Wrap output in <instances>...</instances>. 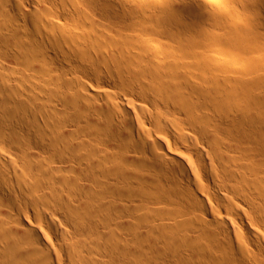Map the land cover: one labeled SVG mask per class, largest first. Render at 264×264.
<instances>
[{
    "label": "bare ground",
    "instance_id": "bare-ground-1",
    "mask_svg": "<svg viewBox=\"0 0 264 264\" xmlns=\"http://www.w3.org/2000/svg\"><path fill=\"white\" fill-rule=\"evenodd\" d=\"M259 167L264 0H0V264H264Z\"/></svg>",
    "mask_w": 264,
    "mask_h": 264
},
{
    "label": "rangeland",
    "instance_id": "rangeland-1",
    "mask_svg": "<svg viewBox=\"0 0 264 264\" xmlns=\"http://www.w3.org/2000/svg\"><path fill=\"white\" fill-rule=\"evenodd\" d=\"M211 9H213V8H211ZM134 21L135 22H137L136 24L138 25L139 24V20H138V18H136V19H134ZM9 146V145H8ZM237 149V150H236ZM228 150H230V149H228ZM233 150V148L229 151V156H228V153H227V159H228V163L227 164H231V167L232 166H234V164L236 165L235 167H237V162H238V165H241V163H245V164H248V163H250V161L254 158L253 156H251V155H253V153H247V154H249V155H245V153H244V151L243 152H241L242 150L241 149H238V148H235V150L234 151H232ZM227 151V150H226ZM250 152V151H249ZM244 153V154H243ZM235 156V157H234ZM243 156V157H242ZM229 157H231L230 158V162H229ZM253 157V158H252ZM253 162H254V159H253ZM252 161H251V163H253ZM214 163H215V165H214V167H216L215 169H213L214 170V172H216V173H213V174H211L210 176L209 175H206L205 176V185H206V187L207 188H210V189H213V190H218V192L220 191V189L222 190V191H220V192H224V193H227L228 195H231V196H235L236 195V198H238L239 200H241V198H239V197H237V194H235L234 195V192L236 193V191L234 190V192H232L233 190L231 189L230 190V188L231 187H229V185L231 186V184L232 183H237V182H230L229 181V179L228 178H226V177H223V175H221V174H223L222 172H223V167L221 168V164H225V163H222V162H219L217 159H216V161H214ZM219 163H221V164H219ZM250 163V164H251ZM245 164H243L245 167H244V169L246 170V168H247V165H245ZM255 164V163H254ZM224 166V165H223ZM242 166V165H241ZM254 166H256V164L254 165ZM240 167V166H239ZM256 167H258V166H256ZM249 168V167H248ZM247 168V169H248ZM261 167H259V170L257 169V171L258 172H260L261 174L260 175H262V173H263V176H264V172H262V170L260 169ZM239 169V168H238ZM244 169H243V172H244ZM262 169H263V167H262ZM216 170V171H215ZM220 170V171H219ZM239 170H241V169H239ZM250 171H251V169H249ZM249 170L248 171H246L248 174H247V176H250L249 178L250 179H255V177H253L254 175L251 173V172H249ZM264 170V169H263ZM240 172V171H239ZM242 172V171H241ZM221 175V176H219V175ZM215 177H213V176ZM218 175V176H217ZM216 176H217V178H216ZM260 177V176H258V178L260 179V181H261V178H264V177ZM257 178V177H256ZM209 179V180H208ZM227 179V180H226ZM207 180V181H206ZM257 180V179H256ZM255 180V181H256ZM216 182H218V183H216ZM226 182V183H225ZM231 184H230V183ZM262 183H263V185H264V180L262 179V181H261ZM261 182H258L259 184L261 183ZM261 183V184H262ZM223 184V185H222ZM224 186V187H223ZM220 187V188H219ZM227 187H229V188H227ZM225 190V191H224ZM227 190V191H226ZM233 193V194H232ZM250 211H251V214L252 215H254L253 214V212H254V210L253 209H250ZM243 221V220H242ZM241 221V219H240V223L241 224H243V225H246L245 223H246V221H243L242 222ZM166 264H169L168 263V261L166 262V261H164ZM164 263V264H165ZM172 264H173V262H172ZM174 264H177V262L176 261H174Z\"/></svg>",
    "mask_w": 264,
    "mask_h": 264
}]
</instances>
